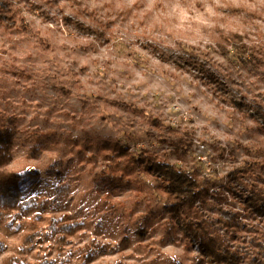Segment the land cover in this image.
Segmentation results:
<instances>
[{
	"label": "rangeland",
	"instance_id": "obj_1",
	"mask_svg": "<svg viewBox=\"0 0 264 264\" xmlns=\"http://www.w3.org/2000/svg\"><path fill=\"white\" fill-rule=\"evenodd\" d=\"M154 50L197 54L264 112V0H0V171L37 174L0 217V264H209L185 220L264 264V133ZM131 157L193 173L205 202L175 219Z\"/></svg>",
	"mask_w": 264,
	"mask_h": 264
},
{
	"label": "trees",
	"instance_id": "obj_2",
	"mask_svg": "<svg viewBox=\"0 0 264 264\" xmlns=\"http://www.w3.org/2000/svg\"><path fill=\"white\" fill-rule=\"evenodd\" d=\"M86 30H89L88 28ZM158 60L168 64H173L178 69L187 68L196 72L201 80L211 86L217 94H224V98L229 100L230 104L235 107L242 115L248 116L254 123L258 125L260 132L264 133V112L255 108L244 101L236 98L230 89H227L222 82L219 81L215 73L204 65L200 57L195 53L178 54L176 57L164 51H153ZM13 133L9 127L0 126V167L8 164L11 160V142ZM105 151L111 152L116 157H126L127 149L118 144H103ZM105 158H110V156ZM131 162L135 166L143 168L155 179L160 190L169 200V211L176 219L180 213V208L184 205L193 207L196 203L205 202L206 190L201 186L199 179L193 173L183 172L178 169H171L168 173H161L151 160L147 158H133ZM141 170V169H140ZM37 174H26L27 178H35ZM23 175L17 173H7L0 171V217L9 215L13 210L21 205L20 197L22 194L21 181ZM106 174H101L104 180ZM251 207L257 215H264V203L260 199H252ZM180 222L173 224L171 227L178 226L184 236L189 240L195 241L200 247L201 262L206 261L209 264H257L258 255L248 252L246 249L236 245L234 248L225 244L222 239L208 235L204 227L198 223L185 220L183 224ZM225 229L228 228V223ZM235 228L239 231L237 224ZM68 227L67 230H72ZM262 254V251H260ZM245 259H248L245 262Z\"/></svg>",
	"mask_w": 264,
	"mask_h": 264
}]
</instances>
